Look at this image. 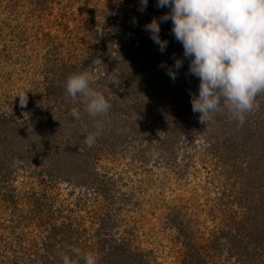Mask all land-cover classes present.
Here are the masks:
<instances>
[{
  "label": "rangeland",
  "instance_id": "1",
  "mask_svg": "<svg viewBox=\"0 0 264 264\" xmlns=\"http://www.w3.org/2000/svg\"><path fill=\"white\" fill-rule=\"evenodd\" d=\"M152 4L148 0L141 12L140 0H0V113L18 115L21 108L16 117L31 131L22 140L24 153H11L27 159L28 172L42 174H16L10 189L2 188L20 197L14 199L17 215L24 206L40 211L15 229L7 224L13 234L1 240V256L12 259L9 247L20 251L17 237L24 251L33 244L43 253L41 242L51 236L60 252L66 244L54 228L70 222L77 234L67 247L92 253L97 263L111 242L127 238L142 251L138 264H264V240L254 252L248 246L264 229L263 213L253 211L261 187L245 181L241 150L247 136L258 137L253 129L264 133L257 122L264 93L243 125L224 108L201 123L192 111L189 92L198 95L199 79L188 73L189 61L175 80L166 74L173 54L183 59L184 51L171 21L160 25V37L168 41L164 52L144 30L169 11H151ZM85 71L95 77L90 86L111 104L106 115L90 117L82 97L73 102L66 94L67 78ZM50 80L55 98L45 103ZM20 92L27 95L25 107ZM40 93L43 105L36 106ZM97 122L102 129L88 147L84 137L96 132ZM63 146L68 157L60 166L48 157L36 163L41 152ZM32 189L39 202L29 199ZM0 220L8 215L0 213Z\"/></svg>",
  "mask_w": 264,
  "mask_h": 264
},
{
  "label": "clouds",
  "instance_id": "2",
  "mask_svg": "<svg viewBox=\"0 0 264 264\" xmlns=\"http://www.w3.org/2000/svg\"><path fill=\"white\" fill-rule=\"evenodd\" d=\"M147 6L148 0H140L141 12ZM156 7L169 11L153 18L144 30L164 52L168 41L161 39L160 25L171 21V34L184 51L183 59L173 54L175 63L167 67L166 74L175 80L184 59L189 61L188 73L199 79L198 95L189 92L192 111L200 113V121L205 123L224 108L243 125L246 114L259 109L256 98L264 93V0H157ZM94 79L87 71L73 73L65 84L67 96L73 102L82 97L85 111L92 118L106 115L111 108L104 94L90 86ZM17 96L20 106L25 107L26 93ZM70 115L80 119L77 108H72ZM95 127V133L84 137L88 147L94 145L102 123L97 122ZM70 251L80 256V249ZM60 255L62 264H78L67 253ZM82 259L84 264H97L92 253Z\"/></svg>",
  "mask_w": 264,
  "mask_h": 264
},
{
  "label": "trees",
  "instance_id": "3",
  "mask_svg": "<svg viewBox=\"0 0 264 264\" xmlns=\"http://www.w3.org/2000/svg\"><path fill=\"white\" fill-rule=\"evenodd\" d=\"M157 0H153V4L151 7V11H155L157 9L156 7ZM46 74L49 73V70L45 67ZM48 71V73H47ZM45 74V73H44ZM63 75H61L62 77ZM60 78L59 82L63 81V78ZM52 81H49V88H46V95L43 98L44 102H48L55 96L56 88L52 85ZM37 97L41 100L39 103H37L36 106H42L43 102L41 99V93L37 95ZM55 98V97H54ZM38 101V100H37ZM33 108H35V103L32 101ZM47 109V108H45ZM38 110V109H37ZM41 110V109H40ZM21 108H17V114L20 116L21 114ZM28 114L30 113L29 110H27ZM13 113H0V213L3 215H8L9 220L2 222L0 220V242L3 238H5L6 235H12V229L10 230V227H13L14 229L19 227V225L24 221H33V218L35 217L36 213L40 211L39 206L36 205V207L30 208L27 211L22 209V214H16L17 207H16V201L14 200L17 198L20 201V197L14 193V189L9 190L8 195L4 194L2 192V188L4 189H10L8 188V183L14 182L18 180L19 176L16 174H23L22 176H29L31 178H34L33 176L36 175V178L40 177L41 173H33L32 171L27 170V159L24 162V159L22 156L12 154V148H17L24 153V144L22 143L23 138L25 137V134L27 132L28 127L24 126L22 123H24L25 119H17L16 116ZM260 116L257 119V122L260 123L261 126H264V110H261ZM37 121V119H36ZM256 122V124H257ZM38 123V122H37ZM245 129H251V128H245ZM37 130V129H36ZM255 131V135H258V137H249L247 136V139H249L248 143L242 142L241 150L244 153V161L246 162L244 165L247 171V174H244V176L247 175L245 178V181H247V184H253L256 183V185L260 186L261 189L259 191L258 195V202L257 204H254L253 211H258L260 209V213H263L264 216V133L258 132L256 129H253ZM250 131V130H249ZM249 131H244L242 133L243 136L247 135ZM44 138H47L44 136ZM246 142V140H244ZM247 144V145H246ZM35 149V145L32 144V152H38L37 147ZM235 148H233L234 150ZM11 153V154H10ZM257 154V156L254 158L253 155ZM41 160L39 162L36 160V163L39 165L40 163H43V161L48 160L51 164L55 165L57 162H60L62 158L68 157V152L65 151L64 146L61 148H58L54 150V152H41ZM35 160V159H34ZM15 161H18V164H15ZM58 164V163H57ZM60 166V164H58ZM48 171V170H46ZM49 169V174H50ZM18 172V173H15ZM230 172H236L234 170H230ZM28 173V174H27ZM236 175V174H235ZM249 177V179H248ZM43 178L41 179V181ZM244 181V182H245ZM246 188L250 187L249 185H246ZM245 194H248L246 192ZM29 199L35 198L36 202H39V198H37L36 193L34 189L30 192ZM246 196V195H245ZM6 198L8 200H6ZM25 198V197H24ZM16 199V200H17ZM28 201V199H27ZM6 204H9L10 211L7 210V207H5ZM26 204V203H25ZM42 204V201L40 205ZM24 210V212H23ZM9 213V214H8ZM28 216V217H27ZM260 223H264V219H260ZM10 224V227L8 225ZM8 224V225H7ZM246 227V225H245ZM243 227L244 229H246ZM56 229L54 234H60L62 241L60 242L65 243L66 245H62L61 251H56V245L52 242V239H50L51 236L48 238L43 239L41 242L44 252L43 253H37L36 247L32 244L29 245V248L23 250L22 247V238L17 237L18 240L15 241V246H19L20 251L14 252L12 247H9L7 250L10 251V254L12 259H9V256L5 258L4 256H1V250H0V264H62L61 259V252L67 253L70 258L73 261H77L78 264H84V260L82 257L85 255L83 251L80 249V256L75 255L70 251V249L67 247V244L69 243V237H74L77 234V229L74 230L71 226V223H67L66 225H62V227L54 228ZM7 234H5V232ZM261 232L258 233V237L249 240L248 246L252 247L250 251L254 252L257 248V245L263 243L264 240V229L263 231L260 229ZM53 234V235H54ZM56 236V235H55ZM77 238V237H76ZM109 249H104V257H101V260L97 264H138L137 259L143 258L142 251L139 249L131 248V239L123 238L121 240H116V242H111L109 244ZM71 248H74L73 245ZM78 248V247H77ZM103 250V249H102Z\"/></svg>",
  "mask_w": 264,
  "mask_h": 264
}]
</instances>
